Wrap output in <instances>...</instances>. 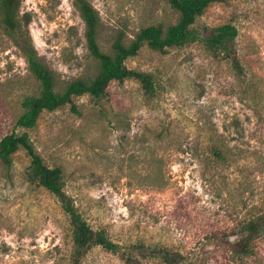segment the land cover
Masks as SVG:
<instances>
[{
  "label": "rangeland",
  "instance_id": "1",
  "mask_svg": "<svg viewBox=\"0 0 264 264\" xmlns=\"http://www.w3.org/2000/svg\"><path fill=\"white\" fill-rule=\"evenodd\" d=\"M89 1L104 51L119 31L129 40L177 18L167 0ZM24 13L59 86L92 76L72 0H20ZM224 23L238 30L240 81L201 42L165 53L144 45L125 64L152 76L151 93L135 79L112 82L107 98L74 97L75 110L44 111L27 130L44 162L62 169L77 210L119 245L116 252L92 246L79 264H164L162 247L192 264H264V237L259 262L243 263L215 238L237 239L238 220L264 209V0L213 3L195 25L206 37ZM35 88L21 52L0 30V139ZM211 136L225 141L226 163L207 152ZM28 166L23 150L10 167L0 164V264H73L68 217L54 195L28 180Z\"/></svg>",
  "mask_w": 264,
  "mask_h": 264
},
{
  "label": "trees",
  "instance_id": "2",
  "mask_svg": "<svg viewBox=\"0 0 264 264\" xmlns=\"http://www.w3.org/2000/svg\"><path fill=\"white\" fill-rule=\"evenodd\" d=\"M226 0H167L172 10L177 13L172 24H153L142 27L133 38L125 40L122 31L117 32L111 41L109 50L104 51L99 43L100 18L89 0H72L84 23V38L90 56L94 61V72L89 77H78L65 85L59 86L55 73L38 54L28 31L30 18L27 13L20 14V0H0V30L9 37L13 45L21 52L29 75L36 88L20 100V113L15 120L14 129L0 139V164L10 167L13 155L23 150L29 157L28 180L42 186L60 202L70 224L72 243L71 261L79 264L81 258L92 246H101L116 252L119 245L112 242L105 231L93 229L83 215L74 206L72 199L64 191V174L60 167L48 166L35 150L27 130L36 126L42 112L55 111L69 104L72 99L88 95L95 100L105 99L109 95L108 87L112 82L122 83L127 79L137 80L146 93L153 91V78L150 74L127 67L126 60L138 54L145 45L153 51L165 53L171 48L187 46L201 42L205 49L215 56L229 61L231 69L240 81L244 78L243 67L236 54L235 39L238 30L231 23L214 26L210 34L202 37L195 25L213 3ZM19 128L20 131H16ZM207 152L214 161L226 163L228 153L223 141L218 136L208 139ZM261 211V210H260ZM235 228L239 237L229 240L223 234L217 241L229 253L233 261L243 263L246 260L259 262V243L264 237V209L254 212L247 219H239ZM233 229V228H232ZM234 233V231H231ZM217 236V235H216ZM161 263L192 264L183 262L167 248L160 249Z\"/></svg>",
  "mask_w": 264,
  "mask_h": 264
}]
</instances>
